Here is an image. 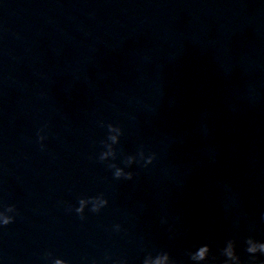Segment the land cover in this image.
<instances>
[{
	"label": "water",
	"instance_id": "water-1",
	"mask_svg": "<svg viewBox=\"0 0 264 264\" xmlns=\"http://www.w3.org/2000/svg\"><path fill=\"white\" fill-rule=\"evenodd\" d=\"M101 120L124 128L117 163L141 145L154 163L114 180L96 159ZM100 192V214L67 211ZM8 204L18 214L0 228L5 264H44L46 251L141 264L161 250L192 264L190 249L207 243L218 257L229 238L247 262L245 239L264 240L262 0H0Z\"/></svg>",
	"mask_w": 264,
	"mask_h": 264
},
{
	"label": "clouds",
	"instance_id": "clouds-1",
	"mask_svg": "<svg viewBox=\"0 0 264 264\" xmlns=\"http://www.w3.org/2000/svg\"><path fill=\"white\" fill-rule=\"evenodd\" d=\"M264 3V0H262ZM101 127H106V137L100 141V151L96 159L106 165L110 170L114 180H132L137 175L136 171L130 170L133 165L140 168H148L156 160V153L147 151L143 145L138 151L123 156L122 162L117 163V148L121 137L124 135V128L119 123L98 121ZM48 124L44 123L37 131V143L41 150L46 148L45 141L47 139L46 129ZM78 203L67 208L68 212H74L80 220L87 219V213L100 214L109 206V199L103 193L92 195H80ZM18 209L15 204L6 206L0 205V228L9 225L16 219ZM166 222V221H162ZM112 232L120 233L124 231V225L120 222H114L111 225ZM245 251L249 254V259L245 262L240 253L237 251L236 240L234 238L227 239L223 246L219 249V256H213L211 245L205 243L189 250L188 256L192 264H264V260L259 257L264 256V240H258L252 236H248L245 241ZM259 254V255H258ZM222 258V259H221ZM44 264H72V261L59 256H54L51 251L43 254ZM104 261H111V264H128L126 257L113 260L110 253H105ZM0 264H5L4 257L0 255ZM92 264H99V261L93 260ZM141 264H178L168 251H158L153 253L147 251L143 256Z\"/></svg>",
	"mask_w": 264,
	"mask_h": 264
}]
</instances>
